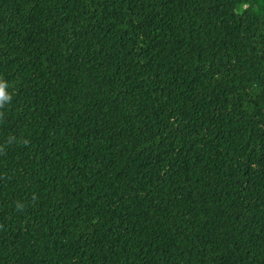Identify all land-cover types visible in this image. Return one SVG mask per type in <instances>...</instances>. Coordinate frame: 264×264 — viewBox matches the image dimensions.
Wrapping results in <instances>:
<instances>
[{
  "label": "trees",
  "instance_id": "16d2710c",
  "mask_svg": "<svg viewBox=\"0 0 264 264\" xmlns=\"http://www.w3.org/2000/svg\"><path fill=\"white\" fill-rule=\"evenodd\" d=\"M0 82V264H264V0H0Z\"/></svg>",
  "mask_w": 264,
  "mask_h": 264
},
{
  "label": "clouds",
  "instance_id": "9594fccd",
  "mask_svg": "<svg viewBox=\"0 0 264 264\" xmlns=\"http://www.w3.org/2000/svg\"><path fill=\"white\" fill-rule=\"evenodd\" d=\"M5 89L6 85L0 82V104L8 102L10 99Z\"/></svg>",
  "mask_w": 264,
  "mask_h": 264
},
{
  "label": "rangeland",
  "instance_id": "374dc122",
  "mask_svg": "<svg viewBox=\"0 0 264 264\" xmlns=\"http://www.w3.org/2000/svg\"><path fill=\"white\" fill-rule=\"evenodd\" d=\"M242 9H243V6L239 5V7L237 8V12L240 13Z\"/></svg>",
  "mask_w": 264,
  "mask_h": 264
}]
</instances>
